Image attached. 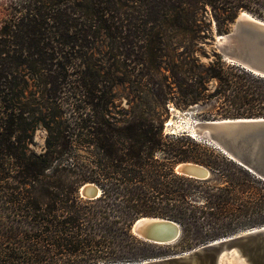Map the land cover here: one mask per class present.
Segmentation results:
<instances>
[{
	"label": "trees",
	"instance_id": "trees-1",
	"mask_svg": "<svg viewBox=\"0 0 264 264\" xmlns=\"http://www.w3.org/2000/svg\"><path fill=\"white\" fill-rule=\"evenodd\" d=\"M241 11L264 19V0L13 1L0 29V264L141 260L151 246L132 232L141 216L179 222L190 246L205 227L215 240L231 232L227 219L264 213L261 198L232 205L234 177L223 173L215 185L176 172L180 162L214 167L198 146L177 144L184 135H165L161 117H119L114 88L122 79L95 57L106 37L123 80L150 84L157 104H177L174 91L196 103L217 79L227 116L263 114L264 77L218 51L209 64L195 55L207 20L224 34ZM167 30L188 42L184 60L166 53ZM40 125L45 149L36 152ZM87 182L101 187L98 197L80 193ZM194 192L203 203L192 201Z\"/></svg>",
	"mask_w": 264,
	"mask_h": 264
},
{
	"label": "rangeland",
	"instance_id": "rangeland-1",
	"mask_svg": "<svg viewBox=\"0 0 264 264\" xmlns=\"http://www.w3.org/2000/svg\"><path fill=\"white\" fill-rule=\"evenodd\" d=\"M13 1L14 0H0V29L2 24L4 23V20L6 19V17H8L12 9ZM207 21L208 27L210 24L211 29L206 33V35L203 36L202 39L199 40V42L196 43L194 47L197 50L195 55L199 57L202 63L205 64H209L210 61H215L216 56L214 55V51H218L217 47L215 46V41L218 35L215 31V25L209 20ZM231 27L232 25L230 26L229 30L231 29ZM165 36L166 41L164 42V49L166 53L169 55H174L173 59H175L176 61L184 60L179 53L183 50L184 45H188L186 39H184L182 36H178L177 33L171 30H167L165 32ZM205 53L208 54V57L205 55ZM95 57L105 71L112 74L116 78L122 79L121 81L119 80V84H117L114 88L115 100L119 117H121L123 120L139 114H148L152 116L161 117L164 123L165 135L169 137H177L184 135V137L180 141H176L178 145H183V147L186 148L193 147L191 148V150L194 151L197 149V146L200 148L198 154H200L201 157L206 158L215 169L212 168L210 165H205L199 162H188L198 163L208 168L211 172L209 178L212 184H223V182L225 181L223 173L235 178V181L239 183L237 186H234L233 189L232 205H234L235 207L240 203V200L243 199H264V180L262 178L257 176L255 177L254 175L252 176V174L246 172L245 170H240L234 167L231 158L228 155L224 154L220 149L209 144L206 139H196L191 137L189 128L193 124L196 125L198 121L206 119H220L233 117L227 116L230 104L228 100L224 97V94L216 92V88L219 86V81L217 79H209L206 82V85L208 87V90L206 91V96L196 103L184 104L180 95L174 91L172 95L173 97H175L174 101L177 104L171 101L166 105H161L153 101L151 91L149 90L152 87L150 84L148 85L147 89L145 85L146 82H142L139 85L138 83L133 81L123 80L124 75L121 73V71L123 72V70L121 69L120 64L117 63L118 61L114 57H112L110 41L106 37H104L103 40L97 45ZM226 62L229 64H234L232 62ZM31 89L35 90L33 86H31ZM249 116H264V113L256 115H242L238 117ZM46 135L47 130L44 128L43 125H40L35 133L34 143L31 145V148L34 151H44ZM96 185L101 189L98 184ZM192 201H194V203L201 204L203 203L204 199L200 197L197 192H194ZM263 217L264 213L262 212V210H258V212L254 211L250 214L240 215L237 218L227 219V221L230 222L232 225L230 230L231 232L222 235L221 238L240 233L253 227L263 226L264 222H259L258 220L263 219ZM207 232L208 227L201 229L199 233L202 234L199 236L198 239H192L190 246L188 244V241L182 239L183 237H181L176 243L172 244L159 245L151 243V246L147 247L145 250L150 254V257L148 258L164 257L179 254L214 240L207 235ZM137 261L140 260L130 262ZM94 263L110 264L128 262L123 260H101L99 262ZM62 264L80 263L64 262Z\"/></svg>",
	"mask_w": 264,
	"mask_h": 264
},
{
	"label": "water",
	"instance_id": "water-1",
	"mask_svg": "<svg viewBox=\"0 0 264 264\" xmlns=\"http://www.w3.org/2000/svg\"><path fill=\"white\" fill-rule=\"evenodd\" d=\"M219 36L215 46L225 60L264 77V19L241 11L231 29ZM200 126L231 159L264 180V116L206 119ZM197 165L201 164L180 162L176 171L202 179L211 175L208 168L204 171ZM85 184L80 188L83 196L95 198L101 194L96 184ZM132 232L146 242L165 245L176 243L182 237L183 228L170 218L142 216L134 221ZM233 259L238 264H264V225L212 240L179 254L110 264H232Z\"/></svg>",
	"mask_w": 264,
	"mask_h": 264
},
{
	"label": "bare ground",
	"instance_id": "bare-ground-1",
	"mask_svg": "<svg viewBox=\"0 0 264 264\" xmlns=\"http://www.w3.org/2000/svg\"><path fill=\"white\" fill-rule=\"evenodd\" d=\"M219 37H220V36L217 35V39H219ZM202 121H204V120L198 121V122L196 123L197 127H196L195 124H193V125L189 128V129H190L191 137L196 138V139H197V138H200V139H201V138H204V139H206V141H207L209 144H211V145H213V146L219 148L224 154L227 155V152H226L224 149H221V148L217 145V143H215V141L212 140V139L210 138V136H209V134H208L207 132L203 131V129H202L201 126H200V123H202ZM188 165H190V164H188ZM197 166H199V168L202 169V170H204V171H205V169H206L205 166H202V165H197ZM85 185H88V183L85 184ZM242 232H244V231H242ZM240 233H241V232H240ZM223 238H224V237H223ZM231 263H232V264H238V263H237V260H235V259L231 260Z\"/></svg>",
	"mask_w": 264,
	"mask_h": 264
}]
</instances>
